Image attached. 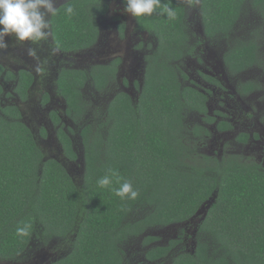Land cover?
<instances>
[{
	"label": "trees",
	"instance_id": "16d2710c",
	"mask_svg": "<svg viewBox=\"0 0 264 264\" xmlns=\"http://www.w3.org/2000/svg\"><path fill=\"white\" fill-rule=\"evenodd\" d=\"M248 1L264 11V0H202V7L205 18L214 20L217 29L226 33ZM161 2L174 10L173 18L158 8L139 19L160 41H175L187 0ZM77 4L72 16L65 14V7L54 15L57 35L73 42L68 44L72 48L83 46L77 43L87 26L82 20L87 22V11L98 8L95 0H77ZM168 48L159 44V49ZM238 57L235 63L241 64L246 55ZM162 62L156 69L150 67L137 111L128 99L112 107L114 124L107 130V151L101 158L98 154L89 159L91 175L83 191L57 164L42 163L23 124L0 117V260L22 254L37 227L42 236H59L77 221V248L58 264H122L119 251L127 236L185 222L215 197L199 226L194 254L176 248L172 241L169 246L149 250L147 260L162 258L160 264H264V172L236 159L199 158L183 128L185 105L178 99L173 65L164 58ZM76 94L69 90V105L74 109ZM109 168L132 182L139 193L135 200H121L97 185ZM112 187L119 185L114 181ZM135 203L141 207H134ZM136 210L141 214L129 222ZM25 225L28 233L18 234L17 229ZM152 240L146 238V242Z\"/></svg>",
	"mask_w": 264,
	"mask_h": 264
},
{
	"label": "flooded vegetation",
	"instance_id": "af4514ba",
	"mask_svg": "<svg viewBox=\"0 0 264 264\" xmlns=\"http://www.w3.org/2000/svg\"><path fill=\"white\" fill-rule=\"evenodd\" d=\"M111 1L104 0L105 8L101 10L100 0L97 4L95 0L98 8L87 11V22L82 20L87 25L86 30L77 42L82 47H68L73 42L61 40L54 26V15L48 17L49 38L39 45L5 37L7 47L0 49V117L23 124L41 154L42 163L57 164L72 184L83 191L87 176L91 175L89 159L98 154L101 158L107 151V130L114 124L112 107L128 99L137 111L150 67L158 68L164 58L173 65L172 75L179 83L178 99L185 105L183 128L199 158L205 156L218 162L236 159L264 172V57H260V51L264 52L260 47L264 44V25L260 30H245L248 26H241L247 21L245 5L259 13L262 24L264 11L253 8V1L245 2L238 10L231 31L224 33L217 29L214 20L205 18L202 0L195 2L196 8L187 18L186 2L185 17L176 32L177 40L160 41L139 17L124 12L122 0H115L113 6L118 12L115 17L114 13L110 16ZM193 1H189L191 5ZM68 5L76 9L77 0H55L57 11ZM105 17L111 25L109 32L103 29ZM159 44L169 48L159 49ZM29 47L36 48L39 59L28 55ZM87 51L92 52L88 56L80 55ZM241 54L246 55L245 60L235 63ZM185 63L188 68H184ZM38 64L44 72L36 71ZM251 69L259 71L262 78L259 75L243 78ZM86 86H91L93 91L87 96ZM69 90L77 93L76 109L69 105ZM193 105H197L196 109L191 107ZM188 115H195L197 120L187 122ZM138 206L141 207L134 204ZM185 222L147 229L145 238L140 239L135 248L130 245V251L141 258L135 264H160L162 258L147 260L148 251L169 246L172 241L184 252L196 248L203 221L195 226H183ZM79 224L76 221L68 232L59 236H42L37 227L25 251L4 262L41 264L35 256L42 248L52 247L48 244L52 240L62 242V246L57 248L56 261L44 264L67 261L78 245ZM148 237L153 240L146 242ZM128 240H132L130 235ZM124 243L119 255L122 264H130Z\"/></svg>",
	"mask_w": 264,
	"mask_h": 264
},
{
	"label": "clouds",
	"instance_id": "9594fccd",
	"mask_svg": "<svg viewBox=\"0 0 264 264\" xmlns=\"http://www.w3.org/2000/svg\"><path fill=\"white\" fill-rule=\"evenodd\" d=\"M124 12L132 17L151 15L156 9H161L169 18L175 16L171 7L162 5L161 0H122ZM55 0H0V49L7 47L5 37H13L17 42L39 45L47 41L50 35V23L48 17L56 14ZM65 14L72 16L75 9L68 5ZM28 55L39 59L35 47L28 48ZM38 73L45 69L39 64L36 67ZM115 181L119 187H112ZM101 188H108L121 200H135L139 193L133 187L130 180L121 177L118 170L109 168L107 174L97 180ZM20 235L28 233V226L17 229Z\"/></svg>",
	"mask_w": 264,
	"mask_h": 264
},
{
	"label": "rangeland",
	"instance_id": "374dc122",
	"mask_svg": "<svg viewBox=\"0 0 264 264\" xmlns=\"http://www.w3.org/2000/svg\"><path fill=\"white\" fill-rule=\"evenodd\" d=\"M196 1L197 0H194L193 1V4L191 5L190 2H189V0H187V5L189 6V13L186 14L187 18H188V15L189 14H193L194 9L196 8V4H195ZM114 2H115V0H112L110 2V9H111L110 16H112L113 13H114V17H115L116 16V13L118 12V8H115L113 6ZM244 13L246 14V17H244V19H246L247 21H244L241 24V26H243V25L246 24L248 27L247 28H244L245 30H249V29H254V30L255 29H258V30H260L261 28H263V25L264 24H262L261 21L258 19V14H259L258 12L257 13L254 12L253 9H251L250 7H248V6L245 5V7H244ZM102 23H103V29L105 31L109 32L111 30V25L109 24V21H108V19L106 17H105V19H102ZM11 38H13V37H11ZM260 47H261V49H264V44H261ZM129 48H132V45H130ZM95 49H93V51ZM91 52L92 51H87V52L82 53L80 55L88 56ZM260 55H261L260 57L263 58L264 57V52L263 51H260ZM188 67H189L188 64L185 63L184 64V68H188ZM254 75H259L260 77L262 76V74L259 71H257L256 69H251L250 71L244 73L242 77L243 78H250L251 76H254ZM85 91H86L85 92L86 96H87V93L88 92L89 93H93L91 86H86ZM92 97H93V95H92ZM91 104H92V102H91ZM194 120H197V117L195 115H188L186 117V121L187 122L194 121ZM51 137H52V132H51ZM76 183L79 186V178L76 179ZM141 212L142 211H140V210H136L135 211V214L130 216L131 219L129 218V222L135 220V218H137L141 214ZM171 234L172 233H170L169 235H171ZM50 235H54V234H50L49 233L48 236H50ZM145 236H146L145 233H143V234H141L139 236L132 237V240L131 241L128 240V241H126L124 243V244H127V248H128L127 255L128 256L126 257V259H128V257H129L130 264H135V261L136 260L141 259L140 256H136V255H134V252L133 251H130V245L132 244V246L134 247L135 244H137V242L140 239H144ZM158 242H160V241H158ZM48 244L51 245L52 247H48V248H45L44 247V248H42V251H40L39 254L37 253L38 256L37 255H36L37 257L35 256L36 260L37 261L39 260V262L41 261L42 264H44V263H50V262H55L56 259L58 258V254H59L57 248H60L62 246V242H58L56 240H52ZM125 248H126V246H125ZM4 261L5 260H0V264H13V262H7V261L4 262ZM16 263L17 264H23V263H25V261L24 262L17 261ZM166 264H169V263H166Z\"/></svg>",
	"mask_w": 264,
	"mask_h": 264
},
{
	"label": "water",
	"instance_id": "95a60500",
	"mask_svg": "<svg viewBox=\"0 0 264 264\" xmlns=\"http://www.w3.org/2000/svg\"><path fill=\"white\" fill-rule=\"evenodd\" d=\"M214 201H215V197L210 198L205 203H203L200 206V208L196 211V213L189 220H187L183 224V226H186V225L195 226L198 223H200L201 221H203L205 219V217L207 216L208 210L211 208V206L213 205ZM194 252H195V246L191 250L188 251V253H190V254H194ZM13 264H17V263L13 262ZM23 264H38V263L33 262V261H28V262H25Z\"/></svg>",
	"mask_w": 264,
	"mask_h": 264
}]
</instances>
